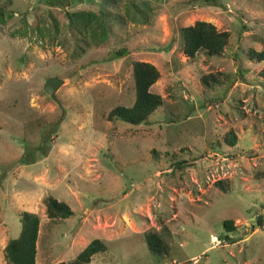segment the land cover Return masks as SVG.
I'll use <instances>...</instances> for the list:
<instances>
[{"label":"rangeland","instance_id":"1","mask_svg":"<svg viewBox=\"0 0 264 264\" xmlns=\"http://www.w3.org/2000/svg\"><path fill=\"white\" fill-rule=\"evenodd\" d=\"M51 1L0 0V264L24 211L39 219L36 264L71 263L94 239L106 249L88 264H264V61L248 57L264 49V0ZM196 21L229 33L221 55H183ZM135 61L156 67L162 98L136 126L108 119L134 102ZM48 196L73 215L49 219Z\"/></svg>","mask_w":264,"mask_h":264},{"label":"trees","instance_id":"2","mask_svg":"<svg viewBox=\"0 0 264 264\" xmlns=\"http://www.w3.org/2000/svg\"><path fill=\"white\" fill-rule=\"evenodd\" d=\"M51 5H61L57 1L45 0ZM218 0H188L194 4H211ZM69 24L88 28L86 19L80 17L78 13H67ZM100 29L104 30L101 25ZM100 30V33H101ZM102 34L103 31H102ZM105 38V34L104 37ZM182 53L188 58H194L199 51H204L208 56L221 55L227 46L229 33L227 31L217 30L214 25L196 21L190 26L181 29ZM125 51L121 52V56ZM248 57L251 60L264 61V49L261 51L250 50ZM132 76L134 83L135 99L130 107H116L108 115L109 120H121L131 125H139L148 122L149 116L162 104L160 95L153 93L151 87L159 79V72L155 66L147 62L135 61L132 63ZM213 76L202 77L201 82L204 86H209L210 82H215ZM48 133L43 134L46 136ZM225 143L232 147L236 144L234 132H229ZM24 158L21 159L23 164L33 162L31 157L32 149L30 146L25 147ZM43 154L47 151L43 149ZM29 156V158L27 157ZM45 214L49 219H67L73 215V211L64 202L48 196L44 199ZM20 233L17 238L10 239L4 247V257L7 264H36V242L39 229L38 217L30 212L24 211L19 214ZM259 225H263V220H257ZM223 227L227 232L234 230L231 220L223 221ZM144 241L148 251L155 257L166 255L167 247L161 237L156 233L144 235ZM233 242V241H231ZM104 244L99 239L92 240L71 263L59 262L56 264H88L93 255L105 251Z\"/></svg>","mask_w":264,"mask_h":264},{"label":"water","instance_id":"3","mask_svg":"<svg viewBox=\"0 0 264 264\" xmlns=\"http://www.w3.org/2000/svg\"><path fill=\"white\" fill-rule=\"evenodd\" d=\"M63 84V80L61 79H57V78H49L47 79L45 85H44V90L46 91V93L51 97V99H53L59 106L60 103L59 101L56 99V95H55V91L56 89Z\"/></svg>","mask_w":264,"mask_h":264}]
</instances>
